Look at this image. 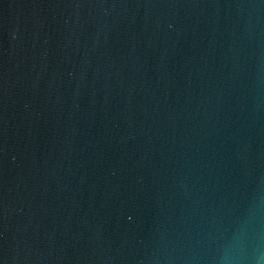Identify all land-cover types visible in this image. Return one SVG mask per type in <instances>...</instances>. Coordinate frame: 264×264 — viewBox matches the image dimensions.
<instances>
[{
  "label": "water",
  "instance_id": "1",
  "mask_svg": "<svg viewBox=\"0 0 264 264\" xmlns=\"http://www.w3.org/2000/svg\"><path fill=\"white\" fill-rule=\"evenodd\" d=\"M0 264H264V0H0Z\"/></svg>",
  "mask_w": 264,
  "mask_h": 264
}]
</instances>
